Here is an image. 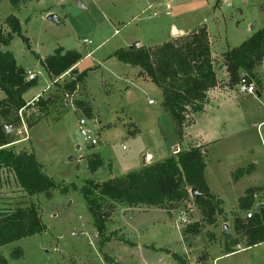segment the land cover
Listing matches in <instances>:
<instances>
[{"label":"rangeland","instance_id":"obj_1","mask_svg":"<svg viewBox=\"0 0 264 264\" xmlns=\"http://www.w3.org/2000/svg\"><path fill=\"white\" fill-rule=\"evenodd\" d=\"M9 16L20 21L29 48L20 36L12 35L1 49L11 52L16 64L35 76V87L24 94L32 108L24 112L40 117L31 129L24 121L10 126L8 133L15 141L9 148L15 153H32L57 189L27 197L14 174L0 170V210L8 213L34 203L45 227L42 234L0 247V264H178L173 255L185 264H264V243L246 248L233 232L235 216L246 217L264 206V90L258 97L257 93L240 94L236 87L225 90L219 86L208 98L215 92L221 95L205 104L202 113L186 115L179 137L175 122L162 108L159 89L139 68L112 56L135 42L141 44L135 47L139 48L174 39L172 27L190 32L205 25L215 72L224 81L220 54L227 42L237 46L250 30L264 27V0H24L18 10L0 0L4 33L9 32L4 23ZM58 48L85 58L73 72L54 82L45 75L40 60ZM86 70L87 77L76 83L74 91H65L64 86ZM254 71L262 76L264 60ZM40 98L51 100L44 112L33 106ZM75 102L88 106L91 118ZM80 118L86 119L96 146L79 134ZM5 121L0 117V124ZM192 147L204 155V181L221 200L216 223L203 222L189 186L185 187L187 199L172 208L109 201L111 214L101 246L103 238L97 235L81 195L87 182L101 184L175 158L179 151ZM146 153L152 156L143 165ZM92 154H98L103 163L94 173L87 169ZM249 166H253L250 173L233 178L235 170ZM253 187L260 190L252 207L240 210L239 199ZM194 222L201 225L200 234L182 236L185 226ZM224 226L229 238L239 240L237 246L225 238ZM226 249L234 253L226 254ZM202 256L206 258L198 263Z\"/></svg>","mask_w":264,"mask_h":264},{"label":"trees","instance_id":"obj_2","mask_svg":"<svg viewBox=\"0 0 264 264\" xmlns=\"http://www.w3.org/2000/svg\"><path fill=\"white\" fill-rule=\"evenodd\" d=\"M7 1L15 10L24 2ZM4 23L9 32L4 33L0 28V91L4 94V98L0 100V117L7 122L0 124V170H10L23 193L27 197H37L57 189V185L42 172L41 165L32 153H15L9 148L15 140L10 133L4 132L3 127L16 126L24 121L26 127L31 129L40 117L33 113L28 116L24 112L32 106L24 100L23 95L35 87V80L28 81L26 71L16 64L12 53L1 49L9 44L12 35L20 36L29 48L28 38L22 35L20 21L15 16L7 17ZM112 56L124 65L139 68L159 89L162 108L175 122L179 137L182 135L186 115L202 113L207 102V93L224 83L218 79L213 66L205 25L160 45L119 49ZM83 58L76 51L65 52L58 48L53 54L40 60V65L48 78L55 79L65 72H73ZM221 59L227 78L225 85L228 88L236 87L243 79L247 84L261 86L253 71L264 59V27L238 46L226 49L221 54ZM88 71H83L74 81L65 85V91L72 93L76 83L87 77ZM50 103L49 98H40L33 106L44 112ZM75 104L83 115L91 118L92 112L88 106L82 102ZM19 111L24 113L19 116ZM135 131L134 129L130 133L134 134ZM102 165L98 154L90 155L87 160V169L91 173L96 172ZM204 169V155L199 148L192 147L179 151L175 158L143 166L137 171L110 178L101 184L88 181L81 189V195L97 235L103 238L101 246L106 241V224L111 214L109 209L112 206L108 205L109 201L123 202L128 206L140 204L164 208L167 205L165 208H172V204L187 199L186 186L196 193L193 201L200 209L203 222L214 225L216 216L221 211V200L210 193L204 181ZM251 169L253 170V166L237 169L233 172V178L238 180L250 173ZM259 190L255 187L247 189L239 199L238 208L249 210ZM44 231L45 227L34 203L25 207L18 206L8 213L0 210V247L42 234ZM200 231L201 225L198 222L188 223L182 236L199 235ZM233 232L244 241L246 248L264 243V206H258L250 218L235 216ZM224 235L226 239H230L232 247L239 244V240L231 239L225 233ZM231 253H234L232 249H226V254ZM172 258L178 264H185L177 255ZM205 258L200 257L198 263H202Z\"/></svg>","mask_w":264,"mask_h":264},{"label":"built area","instance_id":"obj_3","mask_svg":"<svg viewBox=\"0 0 264 264\" xmlns=\"http://www.w3.org/2000/svg\"><path fill=\"white\" fill-rule=\"evenodd\" d=\"M84 43L90 44L89 41L84 40ZM66 73V72H65ZM65 73L62 74L61 76L55 78L54 82H57L59 79H62L65 76ZM35 76L31 72H26V79L28 81L34 80ZM236 90L240 94L244 95H252L256 92L255 87L253 84H247L246 81L243 79L240 81V83L236 86ZM151 104L152 102L149 101ZM21 114V111H19V115ZM94 125H96L94 123ZM77 129L79 131V134L83 137V140L88 143L90 146H96L97 145V140L95 138H92L90 135V130L87 128V121L85 118H80L77 120ZM148 159V156H145V159ZM252 213L246 214V218H250Z\"/></svg>","mask_w":264,"mask_h":264},{"label":"crops","instance_id":"obj_4","mask_svg":"<svg viewBox=\"0 0 264 264\" xmlns=\"http://www.w3.org/2000/svg\"><path fill=\"white\" fill-rule=\"evenodd\" d=\"M243 1H245V0H243ZM172 28H173V29L175 30V32H176V36H175L176 38H177V37H180V36H183V35H186V34L189 32V31H185V32H184V31L178 30V29L175 28V27H172ZM260 29H261V28H260ZM258 30H259V29H258ZM258 30H257V31H258ZM255 32H256V31H251V30H250L249 34L246 35V39H247L248 37H250V36H251L253 33H255ZM207 33H208V37H210V34H209V32H208V29H207ZM168 39L170 40V38H168ZM210 39H211V38H209V42H210L211 57H212L213 55H212V47H211V40H210ZM243 41H244V40H243ZM243 41H242V42H243ZM242 42H241V43H242ZM135 43H136V42H135ZM135 43H134V44H135ZM139 44H140V43H139ZM140 45H141V44H140ZM237 46H238V45H237ZM232 47H236V46H232V45L229 44L228 42L226 43V47H225L226 49H228V48H232ZM226 49H225V50H226ZM223 52H224V51H223ZM223 52H221V54H222ZM221 54H220V57H221ZM83 57L85 58V56H83ZM211 59H212V58H211ZM263 60H264V59H263ZM221 62H222V59H221ZM222 65H223V64H222ZM256 68H257V67H256ZM256 68H255V69H256ZM223 69H224V71H225L224 66H223ZM255 69H254V70H255ZM224 73H225V74H224V75H225V78H224V81H223L224 83H223V84H220L219 86H223L225 90H227V89L229 90V89H231V88H228V87L225 85L226 82H227V78H226V72H224ZM253 73H254V75H255L256 77H257V76L260 77V80H259L258 78H257V79L261 82V86H258V87H259V88H258L259 91L256 90V92H255V93H257V96L260 97V96H261V91H260V90H262V92H263V90H264V89H263V86H264V85H263V82H264V73H262V76H260V75L258 74V72H256V71H253ZM219 80H220V79H219ZM219 86H218V87H219ZM218 87H216V88L210 90V91L207 93V102H206V104L209 103L211 99L215 98V96H217V95H221V91H220V93L216 94V92H217L218 90H220ZM234 88H235V87H234ZM234 88H232V89H234ZM214 91H216L215 94H214V96H213L212 98L209 99V98H208V97H209L208 95H209L211 92H214ZM37 94H39V93H36L35 95H37ZM23 98L25 99L24 95H23ZM25 100H26V99H25ZM208 100H209V101H208ZM98 124H99V125H102V124H100V122H98ZM185 150H186V149H185ZM145 156H148V159H149L152 155L146 153V154L143 156V165H146V164L148 165V163H149L150 160L147 161V162H145V161H144ZM152 158H153V157H152ZM138 168H139V167H138ZM137 170H138V169H137Z\"/></svg>","mask_w":264,"mask_h":264},{"label":"water","instance_id":"obj_5","mask_svg":"<svg viewBox=\"0 0 264 264\" xmlns=\"http://www.w3.org/2000/svg\"><path fill=\"white\" fill-rule=\"evenodd\" d=\"M48 19L57 23V20H56V18H55L54 16H49ZM139 45H140L139 43H135V44H133L131 47H137V46H139ZM3 129H4V132H5V133H8V132H9V127L4 126ZM190 193H191V196H192V197H194L195 194H196L194 190H191ZM223 230H224V233H225L226 235H228V231H227V227H226V226L223 227Z\"/></svg>","mask_w":264,"mask_h":264}]
</instances>
